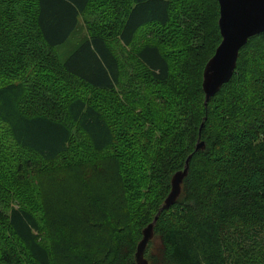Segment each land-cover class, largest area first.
Wrapping results in <instances>:
<instances>
[{
	"label": "trees",
	"instance_id": "trees-1",
	"mask_svg": "<svg viewBox=\"0 0 264 264\" xmlns=\"http://www.w3.org/2000/svg\"><path fill=\"white\" fill-rule=\"evenodd\" d=\"M219 17L218 0H0V264H137L190 155L150 243L166 264H264V32L206 106Z\"/></svg>",
	"mask_w": 264,
	"mask_h": 264
},
{
	"label": "water",
	"instance_id": "water-1",
	"mask_svg": "<svg viewBox=\"0 0 264 264\" xmlns=\"http://www.w3.org/2000/svg\"><path fill=\"white\" fill-rule=\"evenodd\" d=\"M220 6L219 28L222 40L214 55L208 60L203 73V91L205 105L215 96L234 75L241 49L251 37L264 32V0H218ZM228 35H225V32ZM212 69L209 71V69ZM203 126V124H202ZM205 149V142L200 138L197 150ZM190 155L185 167L175 172L171 178V189L154 220L142 231L138 242L135 261L137 264H149L145 256L150 241L155 236V226L160 213L173 206L182 194L183 183L189 174Z\"/></svg>",
	"mask_w": 264,
	"mask_h": 264
},
{
	"label": "rangeland",
	"instance_id": "rangeland-1",
	"mask_svg": "<svg viewBox=\"0 0 264 264\" xmlns=\"http://www.w3.org/2000/svg\"><path fill=\"white\" fill-rule=\"evenodd\" d=\"M88 19L89 18H87V15H82L80 17V23H79L75 38L79 39V38H84V37L88 36V34H89V31H88L89 26L87 24ZM82 149L85 150V147H83ZM49 185H51V184H49ZM44 188L46 190H49V186L46 184L44 185ZM139 200H141V198ZM37 215L42 219V221L44 220V218H45L44 212L41 209H40V211H37ZM47 226H49V231H47V232L50 234V236L48 234L44 235L43 239L49 245L50 241H52V239L50 238L52 236V228H55V226L53 227L52 225H49V223H47ZM14 247L19 252L21 251L20 246L16 245ZM19 256L22 260H24L26 262L27 258H26V255L24 254V252L20 253ZM146 257L150 261L149 263L166 264V259H165L163 247H162L161 241L159 239V236H156L155 239L150 243L149 249L146 253Z\"/></svg>",
	"mask_w": 264,
	"mask_h": 264
},
{
	"label": "snow or ice",
	"instance_id": "snow-or-ice-1",
	"mask_svg": "<svg viewBox=\"0 0 264 264\" xmlns=\"http://www.w3.org/2000/svg\"><path fill=\"white\" fill-rule=\"evenodd\" d=\"M225 35H226V36L228 35V32H227V31L225 32ZM211 70H212V69L210 68L209 71H211Z\"/></svg>",
	"mask_w": 264,
	"mask_h": 264
}]
</instances>
